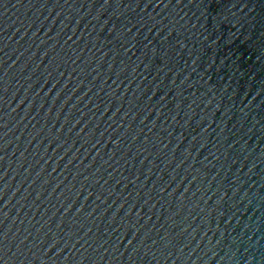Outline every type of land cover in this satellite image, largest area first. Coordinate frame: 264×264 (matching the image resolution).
Returning <instances> with one entry per match:
<instances>
[{"label": "water", "instance_id": "1", "mask_svg": "<svg viewBox=\"0 0 264 264\" xmlns=\"http://www.w3.org/2000/svg\"><path fill=\"white\" fill-rule=\"evenodd\" d=\"M99 264H264V0H57Z\"/></svg>", "mask_w": 264, "mask_h": 264}]
</instances>
